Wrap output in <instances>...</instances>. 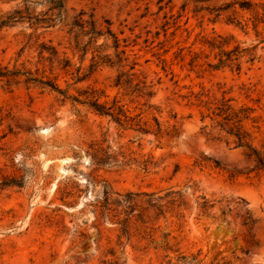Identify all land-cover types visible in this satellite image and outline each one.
<instances>
[{"label": "rangeland", "instance_id": "1", "mask_svg": "<svg viewBox=\"0 0 264 264\" xmlns=\"http://www.w3.org/2000/svg\"><path fill=\"white\" fill-rule=\"evenodd\" d=\"M237 1L0 0V264H264V174L196 98L264 134V0Z\"/></svg>", "mask_w": 264, "mask_h": 264}, {"label": "trees", "instance_id": "2", "mask_svg": "<svg viewBox=\"0 0 264 264\" xmlns=\"http://www.w3.org/2000/svg\"><path fill=\"white\" fill-rule=\"evenodd\" d=\"M233 5H237L239 9L241 10H247L250 11L252 8V4L245 0H239ZM258 18L254 17L252 19V24L255 27L258 24ZM264 42V40H263ZM228 56L225 59L222 57L219 58L218 63L214 66H212L214 69H220L224 67H232L233 65L236 67V70H239V65H235L233 62L236 61L238 57H233L232 52L228 53ZM28 73L25 72V75ZM22 74H19V72H3V70H0V77H13L16 78ZM120 81V79H119ZM143 90L145 91L142 93V96L144 97H152L153 93L151 92L152 86L145 84L143 82ZM203 95H199L197 98V101H199V106H202L205 111L206 115H202V119L205 117H208L211 121H216V126L218 127V133L224 132L228 137H232L234 139L235 146L238 148L246 149L249 152V156L253 157L255 162V168L262 172L264 174V134L262 136L254 135L253 132L250 131V129L247 127V123L250 122L253 124L251 128L258 130L257 133H259V127L255 126L257 125V118L251 116L253 113V110L248 107L240 106L236 107L234 104H232L231 99H225V97H222L219 100H213V102H209L208 100H202L201 97ZM89 106L93 108L98 114L110 116L114 119V121L120 125L122 122H126V120H122L121 117L126 118L125 115H123V112L121 110V107L119 108V113L115 112L116 108H113V106H107L106 104H99L97 101L90 102ZM138 128L136 131L142 132V133H149V127L146 123L141 124L140 121H138L135 124ZM157 133L160 131V125L156 122ZM106 162H103L101 159L97 160V164H105ZM153 197V195H150ZM138 195L135 194H126L124 196H120L121 199H117L116 202H123L126 205H133L135 207L136 201H137ZM159 199V198H158ZM157 199V200H158ZM161 200V198H160ZM218 201L217 203H220ZM214 207V204H210L209 201H207L205 198H203V202L200 205V208L203 210V212H206ZM129 208V207H128ZM223 212V211H222ZM130 212L126 213L125 218L118 222V224L124 225L126 229V235H128L129 238H133L135 234L131 237L129 236V228H130V218L126 217ZM223 214V213H222ZM253 224V220L250 217V214L248 211L245 213V217L243 219V225L244 226H251ZM166 258V257H165ZM195 259V258H194ZM193 260V259H192ZM177 264H191L187 258L184 256H180L179 259H177ZM171 262V259L167 262L168 264ZM171 264V263H170Z\"/></svg>", "mask_w": 264, "mask_h": 264}]
</instances>
